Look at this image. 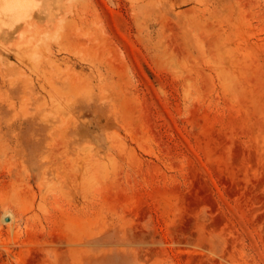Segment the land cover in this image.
Listing matches in <instances>:
<instances>
[{"label":"rangeland","instance_id":"374dc122","mask_svg":"<svg viewBox=\"0 0 264 264\" xmlns=\"http://www.w3.org/2000/svg\"><path fill=\"white\" fill-rule=\"evenodd\" d=\"M1 1L0 264H264V0Z\"/></svg>","mask_w":264,"mask_h":264},{"label":"bare ground","instance_id":"6f19581e","mask_svg":"<svg viewBox=\"0 0 264 264\" xmlns=\"http://www.w3.org/2000/svg\"><path fill=\"white\" fill-rule=\"evenodd\" d=\"M20 2H21L20 0H2L1 6L3 10L10 11L11 14V11L20 5Z\"/></svg>","mask_w":264,"mask_h":264}]
</instances>
